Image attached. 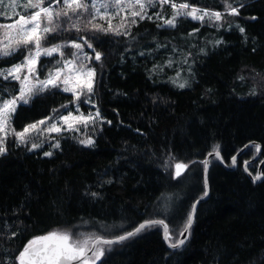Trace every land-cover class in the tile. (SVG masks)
Returning a JSON list of instances; mask_svg holds the SVG:
<instances>
[{"label": "trees", "instance_id": "obj_1", "mask_svg": "<svg viewBox=\"0 0 264 264\" xmlns=\"http://www.w3.org/2000/svg\"><path fill=\"white\" fill-rule=\"evenodd\" d=\"M171 2L220 11L224 18L217 23L223 27L181 16L175 28H158L163 21L136 17L137 22L128 25L131 36L103 35L98 50L104 52V77L100 79L97 67L94 100L105 123L94 128L93 146L66 133L55 138L61 147L47 157L15 139L8 142L0 156V264H19L16 257L29 240L56 229L102 235L123 225L111 236L116 238L148 218L167 217L173 239H179L178 231L205 191L201 161L215 145L230 165L247 144L260 143L262 157L249 166L257 175L264 159V0H242L245 7L239 16L226 13L223 0ZM154 12L151 9L150 15ZM119 17L133 19L130 13ZM119 22L112 20L114 26ZM84 35L91 33L71 30L55 40L50 35L48 41L81 42L78 36ZM22 57L17 53L0 61V68ZM169 59L177 62L166 66ZM45 61L43 57L38 64L41 79ZM156 65L160 67L153 72ZM177 72L180 77L173 83ZM185 80L188 86L178 87ZM0 88L17 94V86L2 78ZM253 90L256 95H249ZM44 95L47 98L19 105L11 120L17 131L47 119L53 109L65 110L60 105L69 104L71 96ZM81 106L88 112L87 104L82 101ZM169 154L197 163L173 178L174 169L163 167ZM256 154L255 147L249 148L235 171L211 161L210 198L199 205L182 248L170 249L162 227H156L105 246L111 251L99 264H264V179L255 184L244 171V163ZM91 192L101 195L86 194ZM9 231L16 235L8 238Z\"/></svg>", "mask_w": 264, "mask_h": 264}, {"label": "snow or ice", "instance_id": "obj_2", "mask_svg": "<svg viewBox=\"0 0 264 264\" xmlns=\"http://www.w3.org/2000/svg\"><path fill=\"white\" fill-rule=\"evenodd\" d=\"M223 2L225 12L232 16H239V9L245 7L242 0H223ZM168 3H171V7L176 11L171 18L164 19L163 24L158 23V28H175L177 18L181 16L185 19L190 17L191 20L198 21L201 25L207 17L210 26L223 27V24L217 23L224 18L220 11L200 9L187 2L176 4L171 0H49L47 5L45 0H26L25 9L34 10L28 15L20 14L18 19H13L4 13L3 15L11 19L12 22L0 23V30H3V36L0 38V61L15 57L17 53H20L23 59L12 64L11 67L0 68V78L4 81L11 79L19 82L18 95L15 96L11 95L9 89L0 88V156L5 155L8 150L6 144L9 132L18 139L21 145L34 151L43 146L42 142H36V138L41 134L47 136L50 133L77 132L81 130L80 126L88 127L91 125L95 128L98 124L102 125L104 118L101 117L99 108L94 105L97 67L101 69L100 79L102 80L104 77V52L98 50V47H103L102 36L110 33L114 36H131L128 25L130 23L135 24L137 22L136 17L141 20H152L153 18L160 20L162 19L160 12H156L153 17L148 15V11L155 8L157 4L162 6ZM3 6L4 0H0V7ZM7 7H11L13 13H16L17 9L14 4H8ZM129 10L133 19L128 21L122 17L119 24L114 26L112 20L118 17L120 13H125L127 16ZM230 28L231 26H229V30ZM71 30H75L76 33H91V35L78 36L81 42L53 43L48 41L49 35H52L53 40H55L58 36ZM194 31H199V29H194ZM239 31L243 33L245 30L243 27H239ZM221 42L216 41L217 44ZM69 46L74 51L66 57L64 49ZM157 47H167V45H157ZM85 49L90 51H85ZM42 56L46 58L43 65L45 71L43 79L40 78L41 74L37 70ZM54 56L55 59H52ZM93 61L97 63L93 64ZM172 63L173 61L169 59L166 66L170 67ZM183 63H188L187 59ZM156 67L160 66H154L153 72H155ZM188 72L190 76L194 75L190 65ZM179 77L180 72H177V79H174L173 83H177ZM186 86H188L187 80L178 83L180 88ZM58 92L71 93V96L68 97L69 104L60 105V108L65 109L66 113L56 116L59 109H53V114L47 117L48 120H53V123L46 124L45 120H40L27 124L20 131L11 125L13 114L21 103L28 105L36 97L47 98L45 93L49 96H55ZM249 95H256L255 90L250 91ZM81 96L84 97L83 103L93 105L94 112L90 111L85 115L80 107ZM107 123L111 124V121L108 120ZM41 125H46V127L41 129ZM30 133L31 135H29ZM48 139L51 140L52 138L49 136ZM79 143L91 147L95 141L89 136L79 140ZM253 146L259 151V145ZM49 147L50 150L44 151V156L51 157L53 155L52 149H60L59 139H56L55 143H50ZM218 149V145L213 146L215 157L222 160ZM209 155H213V153H209ZM195 163L197 162L178 161L174 155L169 154L163 167L166 171L174 169L173 178H180L184 172L188 171L190 164ZM201 163L207 165L208 161L204 160ZM235 163L236 158L232 157V164L235 165ZM245 170H247L246 164ZM262 178H264V174H258L254 177L255 180ZM102 183H111V181ZM86 194L92 197H100L101 195L99 192ZM207 195V191H204L203 196L206 197ZM199 202V200L195 201L196 204ZM165 219L167 217L164 219L148 218L139 223L133 230H128L125 234L119 235L117 240L106 239L94 232H73L71 228L51 230L45 235L29 240L16 259L19 264H99L106 257V252L111 251L110 247L106 248L105 246L122 243L156 227L163 228L164 239L171 249L180 248L185 244V239L174 240ZM193 222L194 209L188 214L180 236H184L185 233L190 235ZM14 235H16L15 232L9 231L7 233L8 238ZM8 264H14V262L9 261ZM105 264H107L106 260Z\"/></svg>", "mask_w": 264, "mask_h": 264}, {"label": "rangeland", "instance_id": "obj_3", "mask_svg": "<svg viewBox=\"0 0 264 264\" xmlns=\"http://www.w3.org/2000/svg\"><path fill=\"white\" fill-rule=\"evenodd\" d=\"M25 2H26V0H4V6H3V7H0V23H10V22H12L11 19H8V18H6V17L3 15L4 13L7 14V17H11V18H13V19H18V17H19L20 14L28 15L29 13H31L32 11H34L33 9H30V8L25 9V7H24V3H25ZM48 2H49V0H45V4H46V5H47ZM174 3H175V2H174ZM8 4H14V6H15L16 9H17L16 13H13V10H12L11 7H7ZM176 4H180V3H176ZM151 9H152V10H156V12H160V15H161V17H162V19H160L161 21H163L164 19H169V18H167V15L171 13V17H172V15L174 14V12L176 11L175 9H173V8L171 7V3L164 4V5H162V6L159 5V4H157V6H156L155 8H151ZM151 9L148 11V15H149V16H152V15H150V11H151ZM161 9H162V10H161ZM165 9H168V10H166V12H164ZM200 9H205V8H200ZM110 10H111V9H110ZM208 10H209V11H213V10H210V9H208ZM156 12H154V14H155ZM128 13H130V10H129ZM154 14H153V15H154ZM120 15H121V13H120ZM120 15H119V16H120ZM119 16L116 17L115 19H116V20H120L121 17H119ZM153 17H154V16H153ZM205 21L208 22L207 17L205 18ZM42 26H43V24H42ZM2 36H3V30H0V38H2ZM49 36H50V35H49ZM49 36H48V37H49ZM67 49H70V52H69V53L66 52ZM21 50H23V49H21ZM64 51H65V56L68 57L69 54H70L72 51H74V49L71 48V47L69 46V47L65 48ZM41 58H43V56H42ZM22 59H23V57H22ZM173 62L176 63V62H177L176 59H173ZM174 63H173V64H174ZM37 69H38V66H37ZM7 82L14 83V84L17 86V88H15L14 90L17 91V89H18V87H19V82H17V81H12L11 79H9ZM95 85H96V84H95ZM94 88H95V87H94ZM67 94H71V93H67ZM16 95H18V91H17V94H16ZM83 100H84V97L81 96V103H82ZM21 104H22V103H21ZM21 104H20V105H21ZM94 105H95V107L97 106L95 100H94ZM18 107H19V106H18ZM18 107H17V109H18ZM80 107H81V110L85 113V115H87L90 111H92V112L95 111V108L93 107V105H89V104H87L88 112H85V111L83 110V108H82L81 105H80ZM17 109H16V111H17ZM15 113H16V112H15ZM15 113L13 114V116L15 115ZM61 113H66V110H62L61 112H57V113H56V116H59ZM100 114H101V111H100ZM101 117H103L102 114H101ZM45 121H46V124H51V123H53V120L45 119ZM103 123H105V119H104V122H103ZM11 125H12V123H11ZM44 127H46V125H41V126H40L41 129L44 128ZM80 129H81V130H80V131H77V132H67V131H65V132H62L61 134L50 133V134H47V136H45L44 134H41L39 137L36 138V142H38V143H39V142H42V143H43V146H42L41 148L37 149V150H41L42 153H44V151H46L47 148H48V150H50V147H49L50 143H55V138H56L57 136H59V135H63V134H66V133H74L75 135H77V137H80V138H82V139H85V138H87V137L90 136V137L94 140V138L92 137V134H93V131H94V127H92L91 125L88 126V127L80 126ZM89 132H90V134H88ZM87 134H88V135H87ZM29 135H31V133H30ZM86 135H87V136H86ZM49 136L52 138L51 140L48 139ZM13 139H15L16 142H17L18 144H20L19 141H18V139L15 138V137L9 132L8 139H7V144H8L9 141H12ZM94 141H95V140H94ZM7 144H6V147H7ZM52 151H53V149H52ZM53 154H54V152H53ZM122 228H123V227L118 226V227H115V228L108 229V230H106V232H105L104 234H102V236L105 237V238H111V236L116 235L120 230H122ZM182 230H183V228H182L181 230L178 231V235H179V236H180V232H181Z\"/></svg>", "mask_w": 264, "mask_h": 264}, {"label": "water", "instance_id": "obj_4", "mask_svg": "<svg viewBox=\"0 0 264 264\" xmlns=\"http://www.w3.org/2000/svg\"><path fill=\"white\" fill-rule=\"evenodd\" d=\"M253 145H259V151H257V154H256V156L254 157V158H252V159H250V160H248V161H246L245 163H244V171H245V173L250 177V179L255 183V184H259V183H261L262 181H263V179L264 178H262L261 180H255L254 179V175H252L251 173H250V171H249V166L251 165V164H254L255 162H258L260 159H261V157H262V153H263V150H262V145L260 144V143H257V142H251V143H249V144H247L245 147H243L234 157L236 158V163H235V165H233L232 164V160H231V163H230V165H227L225 162H224V159H219V158H217V157H215V155H214V152H212L213 153V155H208L207 157H206V160L208 161V163H207V165H205V168H204V175H203V177H204V184H205V191H207V193H208V195L206 196V197H204V196H202L203 198H199L198 200L200 201L199 202V204H196V203H194V205H193V208H192V211H193V209H194V222H195V217H196V213H197V210H198V207H199V205L200 204H202V203H204V202H206V201H208V199L210 198V183H209V173H210V169H211V161L213 160V159H217L220 163H221V165L225 168V169H227V170H229V171H235L236 169H237V167H238V160H239V158L240 157H242V155L249 149V148H251V147H254ZM220 156L222 157V154H221V152H220ZM223 158V157H222ZM245 164H246V168H247V170H245ZM263 168H264V160L259 164V167H258V174H263ZM185 173V172H184ZM257 174V175H258ZM194 222H193V224H192V227H193V225H194ZM166 223V222H165ZM167 224V223H166ZM168 225V224H167ZM192 227H191V229H192ZM168 228H169V226H168ZM163 229V228H162ZM191 229H190V231H191ZM118 239V237H116V238H109V240H117ZM179 239H185V244H186V242L188 241V239H189V234L188 233H185L184 234V236H180V238ZM166 243L168 244V242L166 241ZM115 244H118V243H115ZM115 244H113V245H115ZM184 244V245H185ZM183 245V246H184ZM183 246H181L180 248H182ZM170 248V247H169ZM180 248H177V249H180ZM171 249V248H170ZM177 249H173V250H177Z\"/></svg>", "mask_w": 264, "mask_h": 264}, {"label": "bare ground", "instance_id": "obj_5", "mask_svg": "<svg viewBox=\"0 0 264 264\" xmlns=\"http://www.w3.org/2000/svg\"><path fill=\"white\" fill-rule=\"evenodd\" d=\"M263 160H264V159H263ZM263 160H262V161H263ZM259 161H260V160H259ZM262 161H261V162H262ZM261 162H260V163H261ZM255 163H256V162H255ZM250 173H251V172H250ZM251 174H252V173H251ZM257 174H258V173H257ZM252 175H253V174H252ZM254 176H255V175H254Z\"/></svg>", "mask_w": 264, "mask_h": 264}, {"label": "flooded vegetation", "instance_id": "obj_6", "mask_svg": "<svg viewBox=\"0 0 264 264\" xmlns=\"http://www.w3.org/2000/svg\"><path fill=\"white\" fill-rule=\"evenodd\" d=\"M251 166V165H250Z\"/></svg>", "mask_w": 264, "mask_h": 264}]
</instances>
